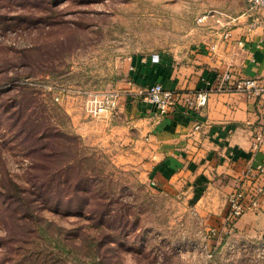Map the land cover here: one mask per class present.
<instances>
[{"label": "rangeland", "instance_id": "1", "mask_svg": "<svg viewBox=\"0 0 264 264\" xmlns=\"http://www.w3.org/2000/svg\"><path fill=\"white\" fill-rule=\"evenodd\" d=\"M244 3L0 0V264H264L211 233L229 195L207 189L200 210L150 186L142 142L86 112L134 62L187 56L199 18Z\"/></svg>", "mask_w": 264, "mask_h": 264}, {"label": "crops", "instance_id": "2", "mask_svg": "<svg viewBox=\"0 0 264 264\" xmlns=\"http://www.w3.org/2000/svg\"><path fill=\"white\" fill-rule=\"evenodd\" d=\"M245 8L246 0L238 9L212 10L214 17L199 24L187 56L176 54L173 61L160 54L154 63L151 55L134 62L128 83L119 90L118 109L100 117L112 133L125 131L133 141L142 142L150 186L173 195L188 193L196 197L193 201L200 210L206 205L207 189L220 201L221 193L228 196L235 190L248 163L256 166L264 161V145L258 152L252 148L255 130L264 129V96L212 93L201 112L178 110L158 119L155 108L137 92L158 83L169 90L205 89L224 70L240 78L264 80V10L259 13L261 26L251 29ZM228 31L231 36L224 38ZM227 206L228 197L224 207L214 212L215 221H221L218 234H228L227 252L232 256L252 247L259 250L264 241V195L261 211L245 214L233 234L227 233L223 221Z\"/></svg>", "mask_w": 264, "mask_h": 264}, {"label": "built area", "instance_id": "3", "mask_svg": "<svg viewBox=\"0 0 264 264\" xmlns=\"http://www.w3.org/2000/svg\"><path fill=\"white\" fill-rule=\"evenodd\" d=\"M264 10V0H246V8L243 13L251 20L250 28L261 26L259 13ZM214 17V12L202 16L197 20L198 24H204ZM231 36L226 32L224 38ZM160 57L152 56V61L158 63ZM209 87L197 90H169L162 84H154L139 88L137 96L147 104L155 108V117L162 119L171 113L182 110L189 114L201 112L208 104L212 93H240L249 97L264 96V80L252 78H240L230 70H224L218 78L208 84ZM86 104V112L92 117H101L106 114H114L120 104L121 95L118 91L106 94H95L89 97ZM200 125L195 127L196 130ZM264 145V129L254 132L253 150L258 152ZM238 185L228 197V214L226 217L227 233H234L236 224L249 212L261 211V200L264 195V161L256 166L248 163L237 178ZM213 236H218L216 229L211 230ZM264 251V241L261 247Z\"/></svg>", "mask_w": 264, "mask_h": 264}, {"label": "trees", "instance_id": "4", "mask_svg": "<svg viewBox=\"0 0 264 264\" xmlns=\"http://www.w3.org/2000/svg\"><path fill=\"white\" fill-rule=\"evenodd\" d=\"M53 138H55V136H57V135H55V136H53V135H51ZM47 138V137H46ZM46 138H41L39 141H40V143H42V141L43 140H45ZM49 144L50 143H48V144H45L46 146L45 147H43V145L44 144H41L40 146H37L36 144H33V146H32V149L31 150H34V151H36L35 149H37L38 147L40 148V152H43V151H45L46 150V148L49 146ZM36 153V152H35ZM44 153V152H43ZM45 158H50V159H52V160H57V161H60V157H62V154L61 155H58V154H46L45 156H44ZM43 157V158H44ZM65 168L64 169H66L67 168V166L65 165L64 166ZM61 169H63V168H61ZM62 174V172L59 174V176ZM43 184H44V186H50V185H47V183L46 182H43ZM60 196V195H59Z\"/></svg>", "mask_w": 264, "mask_h": 264}]
</instances>
